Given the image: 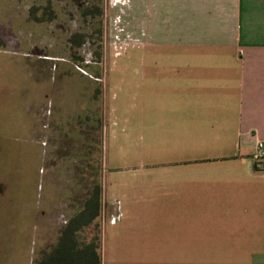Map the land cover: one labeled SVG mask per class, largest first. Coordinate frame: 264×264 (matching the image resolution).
I'll return each instance as SVG.
<instances>
[{
    "label": "crops",
    "instance_id": "1",
    "mask_svg": "<svg viewBox=\"0 0 264 264\" xmlns=\"http://www.w3.org/2000/svg\"><path fill=\"white\" fill-rule=\"evenodd\" d=\"M155 1L114 73L103 264H264V0Z\"/></svg>",
    "mask_w": 264,
    "mask_h": 264
},
{
    "label": "rangeland",
    "instance_id": "2",
    "mask_svg": "<svg viewBox=\"0 0 264 264\" xmlns=\"http://www.w3.org/2000/svg\"><path fill=\"white\" fill-rule=\"evenodd\" d=\"M155 4L0 0V264H39L77 208L87 172L105 178L109 106L126 102L114 73L140 69L127 60L150 41L143 14ZM94 7L101 13L88 12ZM82 154L90 157L83 171L70 161ZM95 233L96 223L83 231Z\"/></svg>",
    "mask_w": 264,
    "mask_h": 264
},
{
    "label": "trees",
    "instance_id": "3",
    "mask_svg": "<svg viewBox=\"0 0 264 264\" xmlns=\"http://www.w3.org/2000/svg\"><path fill=\"white\" fill-rule=\"evenodd\" d=\"M100 8L94 7L88 12H95ZM97 76H100L99 74ZM96 97V96H95ZM93 126L90 122L86 123L85 130ZM87 133L86 147L89 146V136ZM102 135V133H101ZM102 141V140H101ZM102 143V142H101ZM87 154L77 155L70 159L74 169L81 168L86 170L85 165L89 161ZM89 176L85 179V188L78 194V206L69 217L66 225L59 234L57 242L52 248L45 250L41 257H38L39 264H103L102 254V215L104 212V178L103 171L99 173L87 172ZM85 173V174H87ZM73 182H78L76 173L73 172ZM71 191H75L72 189ZM96 223L100 227V233H95L90 239L83 235V231L90 225Z\"/></svg>",
    "mask_w": 264,
    "mask_h": 264
},
{
    "label": "built area",
    "instance_id": "4",
    "mask_svg": "<svg viewBox=\"0 0 264 264\" xmlns=\"http://www.w3.org/2000/svg\"><path fill=\"white\" fill-rule=\"evenodd\" d=\"M255 156L258 158H264V141L258 140L256 142Z\"/></svg>",
    "mask_w": 264,
    "mask_h": 264
}]
</instances>
